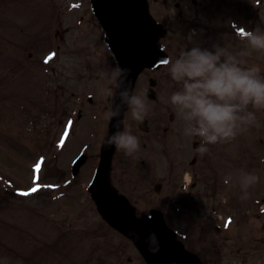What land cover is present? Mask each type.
I'll list each match as a JSON object with an SVG mask.
<instances>
[{
	"label": "rangeland",
	"instance_id": "1",
	"mask_svg": "<svg viewBox=\"0 0 264 264\" xmlns=\"http://www.w3.org/2000/svg\"><path fill=\"white\" fill-rule=\"evenodd\" d=\"M74 1L54 0L55 6H51V0H0V12H3L0 13V264H145L128 240L105 225L86 194L91 167L95 163L89 164L88 175L73 188L69 185L51 191V174L47 176L50 164L54 162L57 170L67 168L72 159L70 146L78 134V128L74 127L68 147L55 148L64 119L57 115L52 120L54 108L69 104L74 111L78 101L81 105L87 104L88 94L97 98L106 96L103 90L107 89L115 94L117 82L105 74L116 62L110 52L109 34L99 28L89 0H77L83 9L71 10L70 3ZM180 1L149 2L153 15L164 26L158 42L162 50H171L166 53L167 58L174 61L181 52L194 46L193 33L199 32L198 26L205 22L208 29L203 26L202 30H212L207 32L209 44L213 41L225 45L238 58L249 65L258 64L264 70V52L251 48L248 40L243 38L246 29L257 26L264 29V0H213V3L207 0L198 14L188 1L187 15L178 18L179 10L175 4ZM214 4L220 13L213 9ZM226 9L230 11L231 19H226ZM37 13L41 20L38 27L42 29L35 32L22 26L23 21L31 25L29 19ZM70 14L85 16L81 26L83 31L70 28V21H73ZM67 25L70 31L62 40L63 28ZM53 26L62 30L59 39L39 53L37 43L48 37ZM55 44L61 54L56 64L62 69L58 70L57 78L51 77L53 67L43 69L46 80L41 83V76L36 75L39 70L33 72L31 68H38L36 61L39 62L47 50L54 49ZM68 49L72 52L68 53ZM4 50H8V56ZM77 50L83 52L80 56L86 65L79 63ZM64 67L66 74L62 72ZM87 72L89 80L94 83L98 80L96 87L83 89L84 80L80 76ZM167 74H170V66L148 69L144 81L139 80L134 91L140 93L149 88L146 78L157 80V100H148L152 128L156 123L161 124L160 128L164 126V118L169 113L167 109L172 104L171 96L163 93ZM176 84L180 87L179 81ZM256 116L255 124L247 132L230 142L208 145L211 146L209 151L201 154L200 170L204 160L210 170L206 167V173L201 175L199 190L207 197L200 199V211L195 206L181 211V217L165 213L176 237L183 240L187 248L198 247L207 257L209 253L210 256L213 254L211 258L215 261L226 256L232 262L230 264H264V111H257ZM97 140L99 145V137ZM151 148L148 149V162L145 165L138 163L137 169L145 175L143 184L148 182V194L153 196L152 184L157 182L156 176L165 174L166 161L161 148L153 151ZM97 151L98 146L93 154ZM39 155L44 156L46 162L39 168L41 170H35L37 167L31 166ZM34 171H38L40 180ZM242 171L260 177L259 182L248 190L250 195L246 200L240 198ZM226 178L230 180L228 185ZM57 183L62 185L63 181ZM206 184L209 185L207 189ZM26 187H30V191L32 188L39 190L36 195L27 191L23 192V197L16 196L15 189ZM218 191L223 194L218 195ZM41 194L45 196L40 198ZM161 196L148 203L162 202L164 194ZM180 201L190 202L189 199ZM226 216L232 217L230 224L224 220ZM216 227L220 229L219 233L214 231ZM115 252H118V258L113 255Z\"/></svg>",
	"mask_w": 264,
	"mask_h": 264
},
{
	"label": "clouds",
	"instance_id": "2",
	"mask_svg": "<svg viewBox=\"0 0 264 264\" xmlns=\"http://www.w3.org/2000/svg\"><path fill=\"white\" fill-rule=\"evenodd\" d=\"M244 36L251 48L264 52V29L260 26L246 29ZM169 64L171 78L180 82V87L171 93V103L186 121L184 134L200 138L196 149L200 154L209 151L208 145L230 142L247 132L257 120L256 112L264 111V70L238 58L225 45H194ZM130 72L131 69L122 68L116 61L105 74L113 81L123 78L126 83ZM103 91L105 95H115L111 89ZM121 96L126 97L131 120L137 126L142 125L149 113L147 92L134 93L128 87ZM121 115L117 107L107 111L104 119L111 122ZM113 128L117 130L103 140L105 148L114 146L128 156L139 151L140 139L132 132L131 124L124 125L122 119H117ZM259 179L256 174L242 171L239 182L242 200L249 198L248 190ZM229 181L226 178L225 183ZM151 237L155 239V234Z\"/></svg>",
	"mask_w": 264,
	"mask_h": 264
},
{
	"label": "water",
	"instance_id": "3",
	"mask_svg": "<svg viewBox=\"0 0 264 264\" xmlns=\"http://www.w3.org/2000/svg\"><path fill=\"white\" fill-rule=\"evenodd\" d=\"M142 2L143 0H132L131 4L130 0H105L104 9L106 18L108 16L107 20L110 18L112 23L125 18L129 14L130 8H136L137 3H139L137 7L141 12V20L135 24L136 27H134L132 32H129L130 29H115L113 27L114 35L116 31L122 32L119 33V38L116 36L118 55L121 57L126 56V59L128 57L131 58L124 65V68L131 69V72L126 83L123 82V78L120 81L122 92L128 87L130 89L136 73L142 67L155 65L160 59L152 45L154 31L152 30V26L147 22L144 9L142 8L141 11ZM133 55L136 57H133ZM149 96L152 97L151 95ZM120 104H126V97L120 100ZM99 179L98 177L92 192L96 198L102 201L108 197L98 195ZM101 212L110 224L120 229L135 242L149 263L167 264L169 261H176L180 264H198L195 259L184 254L179 246L172 243V234L165 229L157 215H152V219L149 220L135 221L131 213L123 207L122 203L113 198H108L107 204L102 202ZM153 233L155 234V239L151 237Z\"/></svg>",
	"mask_w": 264,
	"mask_h": 264
},
{
	"label": "flooded vegetation",
	"instance_id": "4",
	"mask_svg": "<svg viewBox=\"0 0 264 264\" xmlns=\"http://www.w3.org/2000/svg\"><path fill=\"white\" fill-rule=\"evenodd\" d=\"M180 119L183 120V122L185 123V120L180 117L177 116L175 117L174 115H169V118L167 119V125L172 124L173 125V129L170 130L169 126L164 127L163 132H164V137L163 140L161 141V144L163 147H165V150H167V146L169 143L172 142V139H178L179 135L183 138L184 133L182 132L181 134L178 133L177 131L180 132ZM145 124H146V132L144 134H141L139 137L140 140H142V148L141 150H139V153H135L136 159L137 160H142V162H144L143 157H145V154L142 152V150H148V137L150 139H152L154 137V132H151V130L149 129L148 131V116L145 120ZM150 135V136H148ZM158 141L159 138L158 136H155L154 139H152V141ZM186 152V153H185ZM188 154V149H185L184 151V155L186 156ZM133 157V156H131ZM115 161L111 162V165H109L106 169V177L107 180L112 184V186L116 189V188H120L121 185L123 183L126 182L127 178H130L129 175V171L130 169L128 167H119L117 164H114ZM196 162V160H195ZM190 165V164H189ZM196 165H194V179H198L199 177V173L198 171L196 172ZM169 175H168V179H170V182L173 181V178L171 177L172 175H174L175 173H179L178 174V178L181 179L184 176V173L186 172V168H184L183 166L180 167L179 164L176 163H171L170 167H169ZM130 182V181H128ZM169 185V184H168ZM167 185V187H169ZM142 191L140 193L137 194V196H135L133 198V200H131L130 198V202L131 204H133L136 208L142 209V213L146 214L148 213V186H142ZM181 188V190L183 191V194L185 196H191L193 198H197L200 194V191H195L196 189V184H194L193 187H189V189L185 190V188L183 186L179 187ZM175 192V190L170 191V195H166V197L171 198L173 197V193ZM128 199V198H127ZM164 203H157V205H160V207L162 208V204Z\"/></svg>",
	"mask_w": 264,
	"mask_h": 264
},
{
	"label": "snow or ice",
	"instance_id": "5",
	"mask_svg": "<svg viewBox=\"0 0 264 264\" xmlns=\"http://www.w3.org/2000/svg\"><path fill=\"white\" fill-rule=\"evenodd\" d=\"M244 34V33H243ZM32 191H36V189L34 188V189H32ZM27 193H25V195H26Z\"/></svg>",
	"mask_w": 264,
	"mask_h": 264
}]
</instances>
